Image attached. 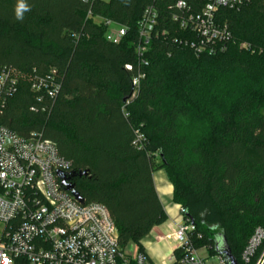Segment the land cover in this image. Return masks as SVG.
<instances>
[{"label": "trees", "instance_id": "1", "mask_svg": "<svg viewBox=\"0 0 264 264\" xmlns=\"http://www.w3.org/2000/svg\"><path fill=\"white\" fill-rule=\"evenodd\" d=\"M152 1L23 0L18 19L20 0H0V74L20 73L0 123L20 136L42 134L73 171L86 172L71 181L87 202L108 208L123 247L143 251L167 219L153 178L164 168L196 244L214 254L223 234L243 264L249 238L264 228V2L218 10L232 40L216 54L197 55L185 44L192 36L161 14L132 98L138 23ZM101 18L129 28L120 44L106 40ZM52 70L61 84L55 100L31 89L34 76Z\"/></svg>", "mask_w": 264, "mask_h": 264}, {"label": "built area", "instance_id": "2", "mask_svg": "<svg viewBox=\"0 0 264 264\" xmlns=\"http://www.w3.org/2000/svg\"><path fill=\"white\" fill-rule=\"evenodd\" d=\"M95 2L96 0H85ZM248 0H153L138 23L137 74L131 79L132 98L145 73L143 59L160 16L170 19L191 38L185 39L197 55L224 51L232 40L217 12L221 8H240ZM264 2V0H263ZM91 11L88 12V16ZM106 40L120 44L129 28L112 19L101 18ZM129 71L134 65L126 64ZM56 70L45 77L34 76L31 89L55 100L61 84ZM20 73L4 69L0 74V112L16 89ZM142 135L138 139H142ZM72 162L62 157L56 143L40 133L20 136L0 123V264H153L147 253L129 252L119 241V232L108 208L99 202L80 203L61 184L58 172L68 175ZM174 232L176 242L171 264H227L210 253L211 246L196 244L195 225L185 216ZM198 239L201 238L199 234ZM206 251L205 257L200 251ZM243 264H264V228L257 227L245 245Z\"/></svg>", "mask_w": 264, "mask_h": 264}, {"label": "crops", "instance_id": "3", "mask_svg": "<svg viewBox=\"0 0 264 264\" xmlns=\"http://www.w3.org/2000/svg\"><path fill=\"white\" fill-rule=\"evenodd\" d=\"M154 171L153 178L158 196L164 206L167 219L153 227L147 237L142 240V246L153 264H171L176 242L173 237L178 223L179 204L173 202V185L164 170ZM173 205H170V202Z\"/></svg>", "mask_w": 264, "mask_h": 264}, {"label": "water", "instance_id": "4", "mask_svg": "<svg viewBox=\"0 0 264 264\" xmlns=\"http://www.w3.org/2000/svg\"><path fill=\"white\" fill-rule=\"evenodd\" d=\"M86 172H75L72 171L68 175H65L61 172H58V175L61 178V184L65 188L66 191L70 192L76 200H78L80 203L85 202V198L78 192V190L75 188V184L71 182L72 178L78 176V175H85ZM185 216L187 217V214L185 213ZM193 224V222L191 221ZM214 250L215 253L222 256L227 264H239L237 258L232 254L231 249L228 245L227 239L225 235L223 234H217L214 238Z\"/></svg>", "mask_w": 264, "mask_h": 264}, {"label": "rangeland", "instance_id": "5", "mask_svg": "<svg viewBox=\"0 0 264 264\" xmlns=\"http://www.w3.org/2000/svg\"><path fill=\"white\" fill-rule=\"evenodd\" d=\"M159 170H162L161 172H162V174L164 173V168H160V169H157L156 171H159ZM170 205H173V202L171 201L170 202ZM178 222H180V221H182L183 220V218L180 216V214L178 215ZM126 249H127V251H129V252H134L136 249H137V246L134 244V243H129L127 246H126ZM200 254L202 255V256H206V255H208V253L206 252V251H204V250H202V251H200Z\"/></svg>", "mask_w": 264, "mask_h": 264}, {"label": "clouds", "instance_id": "6", "mask_svg": "<svg viewBox=\"0 0 264 264\" xmlns=\"http://www.w3.org/2000/svg\"><path fill=\"white\" fill-rule=\"evenodd\" d=\"M27 10H28L27 5L23 2V0H20L16 8L17 18L18 19L22 18L23 12Z\"/></svg>", "mask_w": 264, "mask_h": 264}, {"label": "flooded vegetation", "instance_id": "7", "mask_svg": "<svg viewBox=\"0 0 264 264\" xmlns=\"http://www.w3.org/2000/svg\"><path fill=\"white\" fill-rule=\"evenodd\" d=\"M73 184H75V182L74 181H71Z\"/></svg>", "mask_w": 264, "mask_h": 264}]
</instances>
